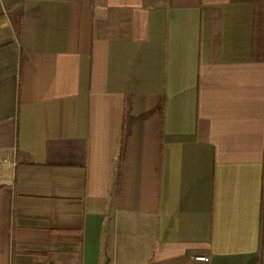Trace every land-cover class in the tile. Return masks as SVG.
Masks as SVG:
<instances>
[{
	"label": "crops",
	"instance_id": "crops-1",
	"mask_svg": "<svg viewBox=\"0 0 264 264\" xmlns=\"http://www.w3.org/2000/svg\"><path fill=\"white\" fill-rule=\"evenodd\" d=\"M0 154V264H264V0H0Z\"/></svg>",
	"mask_w": 264,
	"mask_h": 264
},
{
	"label": "built area",
	"instance_id": "built-area-1",
	"mask_svg": "<svg viewBox=\"0 0 264 264\" xmlns=\"http://www.w3.org/2000/svg\"><path fill=\"white\" fill-rule=\"evenodd\" d=\"M2 163V158H1V154H0V165ZM196 259L198 261H201V262H206L208 259H209V254H206V255H203V256H197ZM37 264H65L63 262H59V261H55V260H51V259H46V260H43Z\"/></svg>",
	"mask_w": 264,
	"mask_h": 264
}]
</instances>
